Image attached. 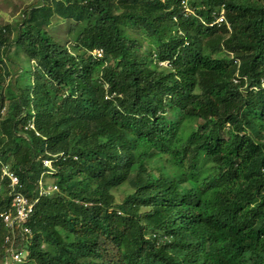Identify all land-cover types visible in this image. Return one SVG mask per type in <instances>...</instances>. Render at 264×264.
<instances>
[{"label":"trees","instance_id":"obj_1","mask_svg":"<svg viewBox=\"0 0 264 264\" xmlns=\"http://www.w3.org/2000/svg\"><path fill=\"white\" fill-rule=\"evenodd\" d=\"M190 3L37 0L0 26V176L33 197L60 157L24 264H264V0ZM223 7L229 26L201 22ZM55 17L75 23L72 49ZM5 235L0 219V264Z\"/></svg>","mask_w":264,"mask_h":264},{"label":"built area","instance_id":"obj_2","mask_svg":"<svg viewBox=\"0 0 264 264\" xmlns=\"http://www.w3.org/2000/svg\"><path fill=\"white\" fill-rule=\"evenodd\" d=\"M185 16L194 15V11L189 4V0H182ZM214 20L210 23H206L202 20V23L208 27L222 26L223 24H229L226 21L224 7L220 13H213ZM95 54L98 57L103 56L102 51H96ZM264 86V82H263ZM44 165L51 169L48 174L54 172L51 159H45ZM0 189L1 181L7 180L9 185V196L11 198V206L8 210L0 213V219L6 228L5 236V249H6V262L5 264H23L28 261L29 252L26 249L27 239L32 238L33 232L28 225L33 214L35 213L36 206L39 201L47 196L52 195L55 192H59V187L56 184H48L41 178L37 182L34 196L30 197L26 195L24 185L22 184L19 176L5 165L2 167L0 176Z\"/></svg>","mask_w":264,"mask_h":264},{"label":"rangeland","instance_id":"obj_3","mask_svg":"<svg viewBox=\"0 0 264 264\" xmlns=\"http://www.w3.org/2000/svg\"><path fill=\"white\" fill-rule=\"evenodd\" d=\"M37 0H0V26L1 25H13V27H16L17 23L21 21L22 19V11H24L29 5L35 3ZM192 1V0H191ZM199 3V0H194ZM75 23L70 20H61L58 17L53 18L52 25L48 27L49 33L54 37V39L62 44V45H68L70 49H72V43L71 40L74 39V37H71L70 32L74 29ZM231 59V55H230ZM13 61L18 63V65H21L25 67L28 70H32V66L30 63H25V55L24 53L20 52L17 54L14 52L13 55ZM8 63V62H7ZM11 67V73H12V80L15 83L19 80H24V76H15V71L17 66L16 65H9ZM246 95V94H245ZM250 97V96H249ZM4 114V111L2 112ZM165 164V162L159 163L156 166H151V171L153 173V176L157 177L159 175V172L157 169L162 168V166ZM161 170V169H160ZM81 178L78 180L80 181ZM47 182H53L51 177L47 178ZM190 187L189 185H184L182 188ZM132 192L131 187L129 185H124L118 189L114 190V196L117 203H121L124 197L126 195L130 194ZM1 263V262H0Z\"/></svg>","mask_w":264,"mask_h":264},{"label":"clouds","instance_id":"obj_4","mask_svg":"<svg viewBox=\"0 0 264 264\" xmlns=\"http://www.w3.org/2000/svg\"><path fill=\"white\" fill-rule=\"evenodd\" d=\"M190 1L191 0H189V4H190V6H191V8L193 9V11H194V8L192 7V5H191V3H190ZM181 2H182V0H181ZM190 16H196V14H195V11H194V15H190ZM187 17V16H186ZM176 19V18H175ZM201 22H202V20H201ZM206 26V25H205ZM96 51H102L101 49H98V50H95L94 52H93V55L94 56H96L97 58H101V57H98L96 54H95V52ZM103 52V51H102ZM103 57V56H102ZM160 65L161 66H168V63L167 62H161L160 63ZM262 86H263V82H262ZM264 87V86H263ZM45 159H51L52 160V166H53V169H54V172H52L51 174H48L47 172H50L51 171V169L50 168H48V167H46L45 165H44V160ZM59 159H60V157H59V155H55V156H51L50 158H44V159H42V164H43V167H44V169H45V171H44V173L42 174V176L40 177V179L41 178H43L44 179V181L46 182V183H48V184H56L55 182H47V178L48 177H52V175L53 174H55L56 173V170H55V167H54V164L55 163H57L58 161H59ZM39 179V180H40ZM38 180V181H39ZM37 181V182H38ZM57 185V184H56ZM59 187V186H58ZM55 193H60V189H59V192H55ZM55 193H53L52 195H54ZM52 195H50V196H52ZM50 196H47V197H50ZM45 198V197H44ZM43 199V198H42ZM41 201V200H40ZM39 201V202H40ZM37 207V206H36ZM36 210V209H35ZM118 214H122V213H118ZM34 215V214H33ZM29 223V222H28ZM29 225V224H28ZM30 227V226H29ZM31 228V227H30ZM31 230H32V232H33V229L31 228ZM6 233H7V231H6ZM6 236V235H5ZM34 237V232H33V236H32V238ZM32 238H29V239H27V244H26V249H27V251L29 252V256H28V261L26 262V263H28L29 261H30V251H29V248H28V246L30 245V242H31V239ZM4 246H5V243H4ZM45 245H42V248L43 249H45ZM5 262L6 261H4V263L3 264H5ZM24 264V263H23Z\"/></svg>","mask_w":264,"mask_h":264}]
</instances>
